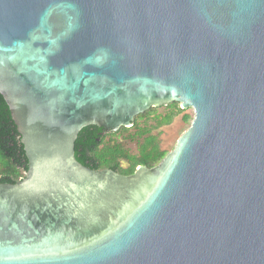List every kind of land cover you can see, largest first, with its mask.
I'll return each mask as SVG.
<instances>
[{
	"label": "water",
	"instance_id": "obj_1",
	"mask_svg": "<svg viewBox=\"0 0 264 264\" xmlns=\"http://www.w3.org/2000/svg\"><path fill=\"white\" fill-rule=\"evenodd\" d=\"M0 95L27 159L0 183V264H264V0H0ZM194 116L129 175L87 126Z\"/></svg>",
	"mask_w": 264,
	"mask_h": 264
},
{
	"label": "trees",
	"instance_id": "obj_2",
	"mask_svg": "<svg viewBox=\"0 0 264 264\" xmlns=\"http://www.w3.org/2000/svg\"><path fill=\"white\" fill-rule=\"evenodd\" d=\"M158 108L151 107L138 114L134 117L132 127H121L115 133L100 136L97 134L100 129L96 126L82 128L74 142L76 160L95 170L111 169L124 175L131 174L138 165L147 168L155 166L164 158L166 152L160 150L157 135L152 131L169 123L172 112L181 111L176 102L164 106L166 109L163 113H158ZM151 114L154 116L150 118ZM147 119L151 122L148 123ZM125 133H128L125 138L135 141L137 145L134 152H130L116 139ZM122 162H126L125 168L121 166ZM26 169L27 159L16 126L0 95V183H15L23 178Z\"/></svg>",
	"mask_w": 264,
	"mask_h": 264
},
{
	"label": "rangeland",
	"instance_id": "obj_3",
	"mask_svg": "<svg viewBox=\"0 0 264 264\" xmlns=\"http://www.w3.org/2000/svg\"><path fill=\"white\" fill-rule=\"evenodd\" d=\"M172 103L173 102L169 103V105ZM176 103H177V106L180 108V104L178 102ZM164 106L166 105L159 106L157 112L158 113L165 112L166 108H164ZM168 110L170 112L169 108ZM177 111L174 113L172 112L169 123H167L166 125H162L152 131L154 134L157 135L158 147L160 148L161 151L166 152L164 158L166 157L167 154H169L170 152L174 150L178 139L186 132L194 116L193 110L191 108L181 109V111H178V112ZM153 116L154 114H151L150 118ZM147 122L150 123L151 122L150 119H147ZM127 134L128 133H125L122 136H117L116 139L119 142H122L124 144L123 146L125 148H128L130 152H134L137 149V145L135 141H129L128 139L125 138ZM162 160H160L158 164L161 163ZM121 166L125 168L127 166L126 162H122Z\"/></svg>",
	"mask_w": 264,
	"mask_h": 264
},
{
	"label": "flooded vegetation",
	"instance_id": "obj_4",
	"mask_svg": "<svg viewBox=\"0 0 264 264\" xmlns=\"http://www.w3.org/2000/svg\"><path fill=\"white\" fill-rule=\"evenodd\" d=\"M98 128V127H97ZM98 129H100L98 132H97V134H99L100 136H103V135H105V134H107V133H104V131H103V129L102 128H98ZM98 140V139H97ZM86 167H89V166H86ZM89 168H91V167H89ZM92 169V168H91Z\"/></svg>",
	"mask_w": 264,
	"mask_h": 264
}]
</instances>
